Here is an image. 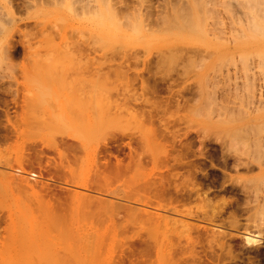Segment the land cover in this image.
<instances>
[{
    "label": "bare ground",
    "instance_id": "bare-ground-1",
    "mask_svg": "<svg viewBox=\"0 0 264 264\" xmlns=\"http://www.w3.org/2000/svg\"><path fill=\"white\" fill-rule=\"evenodd\" d=\"M57 65L63 67L61 72L64 67L77 71L40 73L48 81L41 86L39 76L44 87L39 86L41 94L34 89L37 95L27 97L30 101L26 100L22 111L5 110L4 123L0 120V261L27 254L36 260L41 256L36 238L49 235L53 227L76 236L79 229L100 227L107 230L104 239L121 243L115 264H122L125 250L128 264H264V148L223 146L224 167L217 171V181L216 175L202 173L199 161L188 158L190 144L175 146V131L168 128L174 118L171 112L164 114L170 119L157 118L161 127L153 123L160 98L151 95L157 92L159 80L166 82L170 93L165 107L159 103L165 111L178 106L179 97L182 105L189 103L186 95L191 93V82L186 83V71L179 74L185 79L174 91L171 71L144 77L120 67L111 77V71H79L88 64L87 68ZM136 79L138 92L133 86ZM130 103L140 105L139 109L148 107L151 125L145 123L146 111H132ZM130 120L145 127L137 125L141 130L133 132L127 127ZM123 146L127 153L121 152ZM260 153L263 160L256 161ZM225 195H233L234 200ZM195 201L198 208L203 205L200 202L209 208L193 209ZM43 219L51 228L44 226ZM43 226L48 231L43 228L42 232ZM172 227H180L177 237L169 235ZM53 239L55 243L48 238L47 246L59 256L61 238Z\"/></svg>",
    "mask_w": 264,
    "mask_h": 264
},
{
    "label": "rangeland",
    "instance_id": "rangeland-1",
    "mask_svg": "<svg viewBox=\"0 0 264 264\" xmlns=\"http://www.w3.org/2000/svg\"><path fill=\"white\" fill-rule=\"evenodd\" d=\"M57 64H84L86 68L88 64L87 69L81 67L79 71L82 68L87 73L111 71L108 73L111 77L124 70L130 74L141 73L144 77L155 72L163 75L171 71L174 82L170 86L174 91L180 89L181 80L185 79H181L179 74L186 71V83L191 82V93L186 95L191 98L189 103L182 105L179 97L178 106L173 104L165 111V99L170 93L164 86L166 82L159 80L161 83L157 82V92L151 95L160 98L155 99L159 100L158 114L153 123L159 127L162 122L157 118L167 120L164 114L171 112L174 118H168V128L175 131V146L190 144L188 158L199 161L202 173L216 175L217 181L218 170L223 166L220 153L223 146L249 144L264 148V0H0V120L4 119L5 110L10 113L22 111L24 103L30 101L32 95H37L33 94V90L40 86L38 78L51 71V74H60L58 72L63 67ZM45 66L51 70L43 68ZM120 67L124 69L119 71ZM64 69L61 74L68 75V68ZM74 70L77 71L76 68ZM9 73L14 74L11 75L15 76L14 79ZM29 78L32 80L29 81ZM44 80L42 77L41 86L45 87L43 83L48 81ZM138 80L133 82L137 92ZM6 88L11 91L6 92ZM41 88L39 95L43 91ZM29 90H32L30 94L27 93ZM180 94H175V97ZM122 95L118 96L120 100ZM159 103L164 104L163 107ZM128 108L132 111L138 109L139 112L148 110L147 106H143L145 110H142L134 103L128 104ZM146 113L149 115L147 111L143 114L146 116ZM148 115L145 117L146 125L150 122ZM130 122L127 127L130 126L133 132L138 133L145 127L134 120ZM137 125L141 129L137 130ZM197 147L204 154L200 155ZM194 148L196 155H193ZM123 150L127 149L123 146ZM262 155L256 154V161L258 157L263 160ZM226 171L229 173L230 170ZM85 191L89 192H82ZM225 196L231 202L234 200L233 195ZM197 202H194L195 205ZM194 203L191 206L197 209L198 205L194 208ZM199 205H202L197 209L199 211L200 208L201 211L209 208L205 202ZM47 222L44 226H48ZM44 226L42 232L45 231L43 228H47ZM51 229L49 235L42 233V239L39 236L36 238V246H41L40 258L31 260L27 254L9 257L8 260H1L0 264L116 263L121 243L107 236L104 239L107 235L105 228L79 229L77 236L66 234L63 228V231H58L56 227ZM179 229L172 227L175 234L168 233L177 237ZM95 235L103 238L97 240L99 237ZM53 237L61 238L58 241L61 243L59 256L58 253L52 254L51 246H47L49 241H56ZM79 248L83 249L81 253ZM124 253L122 264H128L126 255L129 253L127 250Z\"/></svg>",
    "mask_w": 264,
    "mask_h": 264
},
{
    "label": "flooded vegetation",
    "instance_id": "flooded-vegetation-1",
    "mask_svg": "<svg viewBox=\"0 0 264 264\" xmlns=\"http://www.w3.org/2000/svg\"><path fill=\"white\" fill-rule=\"evenodd\" d=\"M126 151H127V150H124V151H121V152H123V154H124V152H126ZM126 153H127V152H126ZM126 153H125V154H126ZM48 155H49V154H48ZM49 156H51V154H50Z\"/></svg>",
    "mask_w": 264,
    "mask_h": 264
}]
</instances>
